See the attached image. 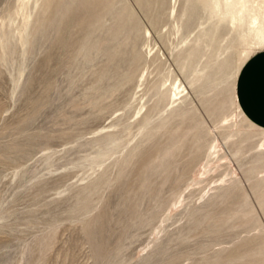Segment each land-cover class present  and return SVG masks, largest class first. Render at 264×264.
<instances>
[{"label":"rangeland","instance_id":"obj_1","mask_svg":"<svg viewBox=\"0 0 264 264\" xmlns=\"http://www.w3.org/2000/svg\"><path fill=\"white\" fill-rule=\"evenodd\" d=\"M57 2L0 0V264H264L263 0Z\"/></svg>","mask_w":264,"mask_h":264},{"label":"crops","instance_id":"obj_2","mask_svg":"<svg viewBox=\"0 0 264 264\" xmlns=\"http://www.w3.org/2000/svg\"><path fill=\"white\" fill-rule=\"evenodd\" d=\"M235 97L245 118L264 130V49L242 65L235 83Z\"/></svg>","mask_w":264,"mask_h":264},{"label":"water","instance_id":"obj_3","mask_svg":"<svg viewBox=\"0 0 264 264\" xmlns=\"http://www.w3.org/2000/svg\"><path fill=\"white\" fill-rule=\"evenodd\" d=\"M69 1V0H68ZM71 1V0H70ZM69 1V9L68 10H63V16L62 18L60 17L59 19L63 20V19H69L70 21L79 24L80 26H82L83 28H89L90 26H95L96 22H93V20L89 21L90 15L92 14V10L89 8H83L81 9L80 7H77L75 5H73L72 2ZM71 3V4H70ZM75 4V3H74ZM50 12V11H49ZM102 17H104L105 15H112L116 18V16L118 17L119 15L121 16V14H123V10H121V8H116L114 6L108 8L107 10H104L102 12ZM119 16V17H120ZM47 17H45L46 19ZM56 28H60L61 24L60 21L55 24ZM111 33L112 30L110 29Z\"/></svg>","mask_w":264,"mask_h":264},{"label":"bare ground","instance_id":"obj_4","mask_svg":"<svg viewBox=\"0 0 264 264\" xmlns=\"http://www.w3.org/2000/svg\"><path fill=\"white\" fill-rule=\"evenodd\" d=\"M70 1V0H69ZM69 1L68 0H58V4H57V7H58V9H60L61 8V6H62V8H65L68 4H69ZM240 1V0H239ZM71 2V1H70ZM243 2V3H242ZM242 5H241V7L243 8V7H245V0H242ZM72 3H73V5H75V6H77V7H83V8H87V6H96V8L95 9H93L94 11L92 12V14L90 15V19H94L95 20V18L96 17H99L98 16V14H94L95 12H98L99 11V9H98V7H99V5H100V2H99V0H72ZM75 3V4H74ZM71 4V3H70ZM259 4V3H258ZM218 5V1L216 2V4H215V6H217ZM69 6V5H68ZM257 6V5H256ZM261 7H262V10H263V16H264V0H263V2H262V4L260 5ZM254 7H255V5H254ZM83 8H81V9H83ZM259 8V7H258ZM66 10H68V9H66ZM241 13V12H240ZM238 14V13H237ZM256 16V15H255ZM254 16V17H255ZM244 17V16H243ZM257 18H258V16H257ZM257 18L255 17V18H253V20H251L252 22H251V24L254 26V24L255 23H257L256 22V20H257ZM89 19V20H90ZM250 25V24H249ZM255 26H256V24H255ZM255 31H256V36L258 37V39H259V43H260V45L261 46H264V27H262V26H258L256 29H255ZM197 52V51H196ZM187 60V59H186ZM261 139H262V143H263V145H264V134L261 136Z\"/></svg>","mask_w":264,"mask_h":264}]
</instances>
